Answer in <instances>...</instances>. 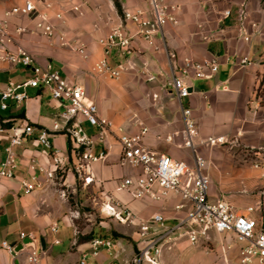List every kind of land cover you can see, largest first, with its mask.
I'll list each match as a JSON object with an SVG mask.
<instances>
[{"label":"crops","instance_id":"0c3cea01","mask_svg":"<svg viewBox=\"0 0 264 264\" xmlns=\"http://www.w3.org/2000/svg\"><path fill=\"white\" fill-rule=\"evenodd\" d=\"M119 1L121 11L115 0H35L40 9L52 15L56 25V36L53 38L43 34L36 26V21L30 20L28 16L6 14L7 9L14 4H22V0H0V17L8 22L13 40L8 42L10 46H24L42 63L51 61L69 80L84 84L90 98L98 104L100 113L115 125H124L132 130H137L140 122L147 125L149 130L144 136V143L153 149L165 151L170 148L178 153L180 148L186 149L179 145L182 142L184 122L180 99L170 83L173 60L182 63L185 57H192L198 60L216 58L219 61V68L213 77L191 79V94L183 98V103L192 107L199 141L210 135L227 134L234 129L235 124L249 131L252 128L248 129L247 126L254 127L259 116L264 117V98L257 94V88L264 79V0H163L169 5L168 10L174 14L175 19L169 20L151 39L137 34L133 39L132 53L127 58L113 49L111 59L128 61L131 66L121 77L109 79L94 69L95 63L104 55L101 38L117 25L125 8L143 9L145 15L151 13L150 0ZM242 4L247 6V23L250 32H253L250 40L244 39L239 33L237 13ZM58 11L62 12L61 18L55 16ZM253 22L259 24L261 32L255 31ZM19 25L25 28L18 31ZM61 35L68 43H63ZM77 46H83L84 53ZM173 53L174 57L171 56ZM245 55L252 63H241ZM30 74L31 70L27 66L0 62V90L6 87L9 80L18 82ZM148 75L151 80L146 78ZM153 90L160 98L154 120L145 109V93ZM29 91L31 96L23 103L0 109V118L11 117L12 122L26 120L36 126L22 144L14 146L18 160L14 169L15 176H0V242L7 239L17 246L26 236L32 240L18 251L0 247V264H27L29 252L34 248L39 250V264H126L124 260L135 248L134 241L123 233L103 234L121 237L127 250L116 259L105 249L93 255L89 239L100 234L97 227L83 229L77 218L71 219L70 213H67L73 209L70 200L60 194V186L39 167L40 164L50 165L51 158L37 136L42 127L53 125L63 104L52 96L49 88L30 87ZM84 123L94 130L87 121ZM168 134H173V141L166 139ZM51 139L60 152H68L71 142L66 133L55 132ZM8 143L7 138L0 139V161L5 156ZM95 146V152L104 147L108 151L105 158L92 160L87 168L94 177L88 186L96 193V203L101 200L104 192L111 191L140 216L147 217L156 211L167 215L176 213L174 205L181 199L175 193L164 200L154 201L135 198L119 185L118 177L133 173L136 168L120 163L122 147L115 135L107 134L104 142L98 139ZM212 161L215 162L214 159ZM76 171L75 164L71 163L65 176L66 183L74 192L79 190ZM209 175L213 183L216 182L212 170ZM23 179L34 183L35 188L27 190L22 183ZM57 181L61 182V178ZM103 188H106L104 192ZM210 196L220 197L213 191V187ZM87 215L89 220L93 218L92 213ZM129 225H133L136 232L137 225ZM75 228H79L80 235L75 236ZM22 232L25 237H22ZM89 234L92 236L85 238ZM135 235L137 237V232ZM212 236L220 237L223 256L229 260V239L235 238V235L232 232H212ZM42 237L46 242L44 249L41 247ZM75 239L78 241L75 242ZM235 241L239 262L244 264L240 259V245L236 238ZM185 242L190 243L182 240L165 247L163 262L180 264V250H175L174 246L179 247ZM83 251L88 252V257L82 263ZM212 262L225 264L222 258L216 261L215 256L208 263Z\"/></svg>","mask_w":264,"mask_h":264},{"label":"built area","instance_id":"2783aa9c","mask_svg":"<svg viewBox=\"0 0 264 264\" xmlns=\"http://www.w3.org/2000/svg\"><path fill=\"white\" fill-rule=\"evenodd\" d=\"M151 13L145 15L143 9L125 8L119 16V22L112 31L101 38L104 45V55L95 63L94 69L102 74L119 78L131 63L111 59L113 49L118 50L124 58L130 56L133 50V39L137 34L150 38L160 32L163 26L171 19H175L169 5L163 0H150ZM50 5V4H49ZM174 7L173 5L171 6ZM229 10L226 11V14ZM6 14H22L36 21V26L49 38L56 36V25L52 15L40 9L35 0H22V4H14L6 10ZM56 17L61 18L62 12H56ZM248 10L242 4L237 13V24L240 36L250 40L247 23ZM256 32H261L259 24L252 23ZM25 27L17 26L21 31ZM63 43H68L61 35ZM12 36L9 34L8 22L0 17V62L7 61L13 64H22L31 70V74L16 82L9 80L6 87L0 90V109H8L12 105H19L27 100L31 93L30 87L49 88L52 96L60 100L63 109L58 114L52 126L42 127L37 136L39 142L49 152L50 165L40 164L49 178L60 180V194L68 198L70 186L64 178L70 164L75 168L84 185L88 186L94 181L93 175L88 171L92 160L103 159L108 151L104 147L95 152L96 142L107 134L115 135L122 147L120 163L136 168V171L119 176V185L128 190L135 198H148L160 201L168 198L172 193L180 197L174 205L176 213L167 215L161 211L153 212L147 217L137 214L126 202L115 196L111 191L104 192L101 197L100 210L115 218L121 223L137 225L135 248L124 261L126 264H165L162 259L165 247L187 240L192 244L203 243L212 238V232L220 234L232 232L240 245L239 254L244 264H264V189L254 204L239 205L226 197L212 198L210 196L211 177L206 170L207 160L198 150L199 130L193 117L190 105L183 103V98L191 94V79L213 77L219 68L216 58L202 60L185 57L182 63L172 61L171 84L180 99L184 127L182 129V142L180 146L189 148L193 153V160L175 157L170 153L153 149L144 143V136L149 127L140 122L137 130L124 125H115L114 122L103 116L98 104L90 98L84 84L71 81L63 75L53 62L42 63L35 55L24 46L17 44L12 47L8 44ZM76 47V46H75ZM84 53L83 46H77ZM87 53H85V56ZM172 57L175 54H171ZM243 65L252 63L248 56L241 58ZM11 117L0 118V139L7 138L9 143L5 146V156L0 161V176L14 177V169L18 165L15 145L24 142L26 136L31 135L36 126L30 121H14L11 125H4V121L12 120ZM87 121L94 129L85 125ZM55 132H64L70 139L68 152L62 153L51 139ZM168 141H173V134L166 136ZM225 141L224 135L208 136L200 142L216 144ZM27 190L35 188L34 183L22 180ZM70 217L79 218L80 210L72 209ZM81 231L75 228L74 234L78 236ZM25 237V233H21ZM78 240L75 239V242ZM28 243V242H27ZM91 253L97 255L105 249L113 258H119L126 252L127 247L121 237L95 234L89 239ZM25 244V243H24ZM0 247L14 251L13 243L4 239ZM81 262H85L88 252H82ZM40 254L38 248L30 250L27 264H39Z\"/></svg>","mask_w":264,"mask_h":264},{"label":"rangeland","instance_id":"374dc122","mask_svg":"<svg viewBox=\"0 0 264 264\" xmlns=\"http://www.w3.org/2000/svg\"><path fill=\"white\" fill-rule=\"evenodd\" d=\"M105 77L109 79L116 78L108 74H105ZM146 78L151 80L150 75L146 76ZM135 93L137 94V91ZM257 94L261 98H264V79L263 83L257 88ZM145 98L147 103L145 107L146 112L154 120V116L158 110L159 95L155 90L152 92L147 91ZM136 110L135 108V120L138 118L135 113ZM247 127L248 129H252L244 131L240 124H235L234 129L228 131L227 134H219L225 136V141L217 142L216 144H208L198 140V150L201 151V154L207 160L206 169L209 173L212 170V176L216 180L215 184L213 183V179L211 180L210 192L213 187L216 195L226 197L239 205L254 204L264 189V117L259 116L256 123H254V127H251V125ZM165 151L171 152L176 157H184L190 161L193 160V153L189 148H180L181 154L170 148ZM66 173L64 171V178ZM76 183L79 190L75 191L76 194L70 189L68 199L70 200L71 207L73 209L78 208L81 212V216L77 218L78 220L76 219L80 227L90 229L96 226L97 232L100 234L113 233L118 235L123 233L130 240L134 241L135 245V227L126 223L122 224L115 218L105 216L100 210V203H96L97 201H95V191L91 187L84 185V181L79 177L78 172ZM56 184L60 188L65 187L64 184H59L58 182ZM69 211L67 213H70ZM88 213H92L93 218L90 220L89 215H87ZM229 240V243H231L229 260L223 256L219 236H212L210 242L204 241L198 244L185 242L179 247L174 246V249L180 250V253L178 252L180 264H209L208 262L213 256H215L216 261L222 258L225 264H240L237 256L238 245L235 238L231 237ZM217 263L212 262L210 264Z\"/></svg>","mask_w":264,"mask_h":264},{"label":"water","instance_id":"95a60500","mask_svg":"<svg viewBox=\"0 0 264 264\" xmlns=\"http://www.w3.org/2000/svg\"><path fill=\"white\" fill-rule=\"evenodd\" d=\"M190 90H192L191 87H190ZM31 240H32V239H31L30 236H26V237L23 239V241H21V242H19V243L17 244V246L15 247V250H16V251L20 250L21 248H23L24 243L30 242ZM41 247H42L43 249L46 247V242H45V238H44V237L41 238Z\"/></svg>","mask_w":264,"mask_h":264},{"label":"trees","instance_id":"16d2710c","mask_svg":"<svg viewBox=\"0 0 264 264\" xmlns=\"http://www.w3.org/2000/svg\"><path fill=\"white\" fill-rule=\"evenodd\" d=\"M115 3H116V5H117V7H118V9H119V11H121L122 10V8H121V3H120V1L119 0H115ZM22 113V112H21ZM13 122H12V120H8V121H4L3 122V124L4 125H11ZM92 235H87L85 238H90ZM88 238V239H89Z\"/></svg>","mask_w":264,"mask_h":264}]
</instances>
